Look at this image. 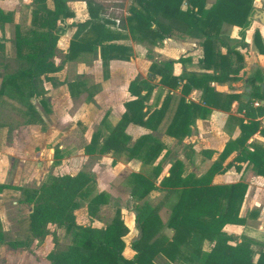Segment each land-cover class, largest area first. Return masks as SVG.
<instances>
[{
  "label": "trees",
  "instance_id": "obj_1",
  "mask_svg": "<svg viewBox=\"0 0 264 264\" xmlns=\"http://www.w3.org/2000/svg\"><path fill=\"white\" fill-rule=\"evenodd\" d=\"M53 8L46 7L47 0H32L31 29L22 33L15 26L14 47L18 60L24 67L15 74L4 78L0 93L7 86L11 91L22 93L20 85L28 87V96L41 98L44 104V91L38 90L41 77L52 80L48 75L59 70L51 59L54 55L59 33L65 29H74L65 55L66 61H74L83 54L99 58L103 76H108V63L111 60L129 61L131 49L123 43L132 38L138 42L151 44L161 42L170 34L189 35L201 41L203 58L199 62L204 69H212L217 75L201 76L173 75L174 61L160 64L152 63L147 78L137 77L128 85L130 99L124 103V112L115 126L107 123L106 117L100 128L91 135L90 142L84 150L87 155L111 154L112 165L124 157L136 159L144 166L150 167L146 174L131 173L126 180L131 197L141 200L152 191L164 192L163 200L168 204V217L165 223L158 215V207L143 203L136 207L135 222L140 237L130 243L133 251L131 258L123 254L124 237L128 228L121 219L119 209L111 222L103 228L80 226L75 223V211L80 202L85 203L86 213L90 218L97 216L99 207L108 204L105 193H95L93 178L83 172L75 175L51 177L37 189L17 187L21 193V204L32 206L28 215V230L33 238H43L48 234V225L64 227L66 231L75 230L73 242L63 250H53L47 256L49 264H156L155 258L163 257L168 263L187 262L189 264H264V252L257 254L253 261L250 242L233 244V239L223 228L226 225H243L245 218L239 211L245 196L246 184L235 183L215 185L212 179L216 174L226 172L234 167L239 170L241 163H247L257 176L264 178V149L248 145L247 141L256 133L264 134L259 129L258 117L264 114V107H253L251 99L238 107L244 119H238L240 134L224 145L217 159L201 177L184 174L180 160L172 162L168 176L163 177L158 185L155 181L161 174V160L157 161L164 150V145L150 134H145L131 142L125 133L129 124L154 131L160 125L172 100L171 91L178 90L182 95L191 88L202 90L201 102L204 106L186 103L178 98L172 117L165 133L177 140H182L190 132L195 118H205L208 108L229 111L235 96L218 94L209 87L208 82L220 76L236 75L241 68L242 57L236 50L245 43L244 32L254 7V0H215L206 8V0H133L134 5L128 9V16L120 30L110 27V22L99 16L100 7L86 2L88 19L67 25L66 19L72 18L66 0H50ZM12 22V14L0 10V26ZM225 25L239 28L238 44L230 45V37L222 34ZM125 32V34H124ZM254 44L260 54L264 53L259 33H254ZM221 49L225 53L221 54ZM234 59V62H233ZM180 58L176 62H182ZM169 89L159 108L147 106L153 83ZM86 81L77 80L69 84V90H84L91 100L93 90H88ZM93 89V88H92ZM264 100V92L259 93ZM31 116V106L27 107ZM251 147L252 150L249 149ZM234 153L225 165L222 163ZM205 158L211 159L213 152L203 151ZM157 161V162H156ZM10 188L0 185L2 190ZM173 231L168 238L164 229ZM212 247L205 251L203 243ZM0 244L7 248H23L29 241H7L0 231ZM54 246L57 245L53 242Z\"/></svg>",
  "mask_w": 264,
  "mask_h": 264
},
{
  "label": "crops",
  "instance_id": "obj_2",
  "mask_svg": "<svg viewBox=\"0 0 264 264\" xmlns=\"http://www.w3.org/2000/svg\"><path fill=\"white\" fill-rule=\"evenodd\" d=\"M214 1L215 0H206L205 7L206 8L210 7L214 3ZM21 3L22 2L20 0H0V10H2L5 13H9L10 15L13 14L12 15V22H13L14 13L11 11V9H18L22 5ZM32 4L33 3L31 0V6L28 7L30 9L29 19H28V26L30 27V29H33L30 25L31 10L34 9V6H32ZM49 4H50V7H49ZM46 7L48 9L53 8L52 2L50 0H47ZM86 15L87 17L83 21L88 19L87 10H86ZM73 17L66 19L65 23L67 25L72 24V23H79L76 21H72ZM126 17L127 16L125 15L124 19H121V20L124 21ZM114 19H111V21L116 23ZM115 20L118 21L117 19ZM83 21H80V22H83ZM12 22L4 23L3 26L7 24H11ZM254 23L257 24V27H255L253 30V34L251 36L252 39L250 37L249 43H245L246 41L245 42L243 41L245 45L243 47L236 48V50L242 57L241 68L239 69L238 74L229 75V76H220L216 80L212 79L208 82L209 87L212 88L214 92L218 94L236 97V99L232 101L229 111H222V110H218L215 108H208L210 113L205 118H195L194 123L191 124L190 126L189 134L185 136L182 140H177L175 138L168 136L165 133V129L172 117V113L175 108L177 99L181 97L185 100L186 103H194V104H198L202 106L204 105L202 104L200 100L202 96V90L197 89V88H191V90L186 95H182L178 90H175V91H171L172 100L169 103L168 110L166 114L164 115L162 122L160 123V125L157 127L156 130L150 131L140 126L133 125V124H129L127 126L125 133L131 138V142H134L137 138H139L142 135L150 134L153 138L157 139L160 143L164 145L163 153L161 157L157 160V161L161 160L162 170H161V174L159 175L158 179L155 181V185H158V183L163 177L168 176V170L172 162H174L175 160L181 161V163L184 166L185 175L190 174V173L194 174L196 177H201L202 175H204L209 169V167L212 165V163L217 159L218 154L222 151L226 142L229 140H234L239 136L240 131H239L237 120L244 119V116L242 114L243 112H238L237 110L238 107L241 106V103H243L244 101H249L251 99L253 107H258V106H254V103L256 102L260 103V105L264 107L263 106L264 100H260L259 98H257L259 93L264 92V53L263 54L259 53L256 45L254 44V40H253L254 33L257 31L259 33L261 44L264 50V25H261L257 20H253V24ZM18 24L19 23L15 24V26H18L19 28H21ZM251 26H254V25H251ZM224 27L227 29L231 28V30L236 29L237 30L236 35H238L239 30H240L239 28L232 27L229 25H226ZM225 28L222 29V34L230 37L231 42L229 44L230 45L238 44L240 41L239 36L237 37L233 35V33L230 34V32L229 33L224 32ZM71 30H73V32L70 33V36L68 37V44H69V40L72 34L74 33L73 28L60 31L57 45L60 41L61 35ZM0 38L5 39V34L1 28H0ZM200 43H201L200 40L195 39L189 35H182V36L169 35L167 36L161 42H157L155 45H152L154 46L153 50L156 49V46H159V48L161 46L162 50H159V51L163 55L159 59H157L156 57H153V59L151 58V60H147L150 62L148 63L146 76L141 77V78H147L148 68L152 63L160 64V63L168 62V61L175 62L173 64V75L175 76L192 75V74H195L196 76H201L204 74L208 76H212V77L216 76L217 72L214 73L212 69L210 70L204 69L203 67H201V64L199 63L201 59L203 58V51L200 46ZM2 48H3V44L0 43V50H2ZM220 51H221V54L225 53V49H221ZM66 53H67V50L64 54V62L65 63L74 62L75 60L74 61L65 60ZM15 56H16V53H15ZM86 56H88V54H83L79 56L77 59L84 58ZM180 58H182L183 61L176 62ZM95 60H99V58L97 57L95 58ZM114 62H121V61L111 60L108 63V77L106 78V80L109 78L110 64ZM124 62H128V61H124ZM233 62H234V59H233ZM55 66L59 68V70L55 73H58L59 71L62 70L61 68L62 65L60 66L55 65ZM101 70H102V75H103L102 67H101ZM53 74L48 75V77H50L52 80H45L44 77H41V83L38 84V90L44 91V95L42 96L45 102L44 104L41 102L40 100L41 98H37L35 96L29 97L28 87H26V91L24 92L25 106H24V110L20 114L22 123L24 126L28 127L32 125H41L43 124V119H42L43 114L48 115L51 113V102H50L49 97H47V91L44 87V82L52 83V81H54L52 77ZM11 75L12 74H10V76ZM7 76L0 75V88L2 86L3 79ZM79 79L86 81L87 83L86 87L88 90L89 89L93 90L92 89L93 86L95 87L99 86L98 89L99 91H101L100 83L91 82V80H89L88 78L84 76H81L73 80L72 82L68 83L67 84L68 90H69V84H73L74 82H77V80ZM134 79H132L131 81H133ZM103 80H104V76H103ZM131 81L127 82V85L125 88V92H127V95H128V98L126 99V101L130 99L127 89ZM153 85H154V88L151 92L149 101L147 102V106L150 107L151 110L155 108H159L163 102L165 95L169 92L168 88L160 86V84H158L156 81L153 83ZM81 91L82 92H78L76 91L75 88H73L72 90L70 89L69 90V93L71 96L70 98L72 100H77L80 96L84 95L85 96L84 101L89 105H93L95 103L94 101L95 96L99 91L97 93L93 92L91 100L88 99L87 92H85L84 90H81ZM1 96H5V94L0 93V97ZM30 101L36 102L35 104H37L40 107L41 111H39L36 108V106ZM124 103H123V109L120 115L114 118L113 120L110 118L108 113H105L102 116L98 127L95 129V131L90 133L88 142L82 148V153L86 155L85 156L86 163L83 165H77V167L80 168L79 172L88 174L93 178L94 186H95V193H101V192L105 193L108 196V204L111 200L118 202L119 206L116 207L115 210L119 209L120 214H121V219L123 220L124 224L128 228V234L129 232L132 233L133 230H136L137 236L133 237L129 242L125 241V238L127 237L128 234L123 239L124 242H126L125 243L126 246H125L123 254L126 258H131L133 255V251L129 248L130 243L134 240H137V238L139 237V230L137 229V226H136L137 223L135 222L136 207L142 205L145 202L152 206H159V208L161 207L158 210V215L161 221L165 223L167 220L168 214H169L168 205H167L168 203L163 200L165 194L162 191L156 190V191L150 192L145 198L141 200H137L131 197L130 188L126 184L127 178L129 177L131 173H143L141 172L142 170L144 171L149 170L150 167L142 165V163L136 159L126 160L124 157L117 159L115 164L112 165L113 158L111 157V154H106L111 158L110 165H90L91 159L89 157H103L106 155H102V156L87 155L84 150L85 146H87L90 142L91 135L100 128L101 121L104 117H106L107 123L111 126H115L118 123V121L121 118V115L124 112ZM28 105L33 108L31 109V113H32L31 116L27 109ZM256 121L259 123V129H264V114L261 117H258ZM184 144L188 145V147L191 149V152L189 153L183 152ZM247 144L251 146L252 145L260 146L264 149V134H260L259 132H256L247 141ZM249 149L252 150L251 147H249ZM56 151L57 149L55 150V153L57 154L58 151L57 152ZM187 151H189V149H187ZM198 151L200 152L199 158L194 160V157L192 158V155H198ZM203 151L213 152L212 158L211 159L205 158V156L202 155ZM233 156H234V153H232L222 163V165H225L227 162H229L233 158ZM187 165H190L191 169L190 171L185 172V168ZM234 165H244L245 167H247L248 170L243 171L244 169H242L240 173H237L234 167H232L224 173L216 174L212 179V183L215 185H228V184H235V183L246 184L247 188H246L245 196H244V199H243L240 211H239V216L242 218H245V223L241 226L240 225H226L223 228V231L227 235H230L232 239L235 236H238L239 238L238 241H241L242 239L243 240L247 239V240H251L252 242L256 241L257 240L256 238L260 237V234L262 233L263 241H259L258 244L261 245L263 243V248H264V178L254 174L251 170V166H247L248 165L247 163H241V164L234 163ZM73 166H76V165H73ZM79 172H76L73 174L71 173L67 175L72 176ZM242 172H247V173L246 174L244 173L245 175H242ZM251 172L253 174L251 175L250 179L246 181L245 178L248 177V175ZM143 174H146V173H143ZM61 175H66V174H61ZM56 176H59V175H56ZM51 177H55V176H50V177L47 176L41 181V183L36 188H28V189H37L42 183H44ZM238 177L242 179L239 180ZM231 178L235 180L232 182H229V179ZM0 185H5V186L10 187V188L2 190V192L0 193V231L3 233L4 239L7 241L9 240L29 241V245L23 248H7L5 245L0 244V264H40L42 262L44 264H49L48 260L46 259V256L51 251L54 250V244L52 240L54 238L53 232L54 230L59 231L63 227H58L56 225H48L47 226L48 234L45 237L33 238L30 235V232L28 230V215L32 211V206L28 204H21L19 202L21 199V193L18 190H16V188L21 187V186L19 185L18 180L17 181L16 179L9 180V178H7V180L0 179ZM258 185L260 186V189H262L263 191L262 197L255 194L256 187ZM21 188H24V187H21ZM155 196L158 197L157 199L161 200L160 203L158 202L159 200H154ZM256 199H259L260 201H262L263 210H262V213L256 211L257 214L255 213L256 215L253 214L255 216H252L251 212H253L254 210L253 206H256L258 203ZM132 204H134V206H132ZM106 205L100 206L99 211L102 207L106 208L107 207ZM26 206H28V209H26L27 215L24 218V220L20 219L15 212L14 214L13 212H11L12 210H15V208L17 207L25 208ZM126 213L130 214V216L125 215ZM98 214L96 217L90 218L86 213V216L88 217V220H89V224L80 225V226H91L93 228H103V227H95L96 225L93 224V222L97 219ZM114 214H115V211H113L109 215L110 216L109 219L112 220L114 217ZM97 221L98 220H96V222ZM127 221H130V223H128ZM167 233L169 235H167ZM172 233L173 231L171 229H168V228L164 229V234L168 238L172 236ZM7 234L11 235V239L7 238L8 236ZM54 234H55L54 236H56L58 233L55 232ZM204 243L208 244L209 249L212 247V244L208 242H204ZM204 249L205 251L209 250L206 248ZM260 252H264V249L263 251H260Z\"/></svg>",
  "mask_w": 264,
  "mask_h": 264
},
{
  "label": "rangeland",
  "instance_id": "obj_3",
  "mask_svg": "<svg viewBox=\"0 0 264 264\" xmlns=\"http://www.w3.org/2000/svg\"><path fill=\"white\" fill-rule=\"evenodd\" d=\"M20 1L22 5L18 9H11L14 13V21L11 24L2 25L0 27L5 34V39L0 38V43L3 44V48L0 50L1 76H10V74L15 73L25 66L24 63L15 56L13 42L15 32L14 26L19 23L18 25L21 27L20 30L22 33H27L31 30L28 26L30 12L28 7L31 6V0ZM86 2H91L94 6L100 7V18L112 23L110 27L114 30H120L123 23L121 19H124L125 15L128 16V9L134 5L133 0H66L70 11L74 15L72 21L80 22L87 17ZM32 6L34 5L32 4ZM253 7L254 9L261 8L260 4L255 0L253 2ZM111 19H114L116 23L111 21ZM249 25L250 27L248 26L244 32L245 37L243 41H246L245 43H249L253 30L257 27L256 23L253 24V20L250 21ZM236 31V29L231 30V28L224 29V32L233 33V35L238 37ZM72 32L73 30L61 35L60 41L51 59L54 65H62V70L52 75L54 79L52 83L44 82L47 97H49L51 102V113L48 115L43 114V124L26 127L22 123L20 114L25 106L24 92L26 91V86L20 85V90L22 92L20 94L11 91L9 86L1 92V94H5V96L0 97V179L2 180H7V178H9V180L16 179L21 187L36 188L47 176L50 177L79 172L80 168L77 167V165L86 163V155L82 153V148L88 142L90 133L95 131L98 127L102 116L108 113L112 120L118 117L123 109V103L128 98L127 92H125L127 82L136 78V76L145 77L148 63L150 62L147 60H151L153 57L159 59L163 55L159 51L162 50L161 46L160 48L156 46V49L153 50L154 46L152 45L155 44H151L147 41L140 43L132 38H128L124 40L123 43L131 49V60L128 62L121 61L111 63L109 78L107 80L104 78L103 80L101 62L95 60V57L92 55L77 59L71 63L64 62V54L66 50H68V37ZM170 35L182 36V34L179 35L176 33ZM81 76L88 78L91 82L101 84V91L98 89L99 86H93L94 93L99 91L95 96V103L93 105H89L84 101V95L80 96L77 100H72L70 98L71 96L67 84ZM30 102L41 111L40 107L35 104L36 102ZM56 149L58 151H56L57 154L55 153ZM187 149H189V151H187ZM183 152H191L188 145L184 144ZM199 153L198 151V155H192V158L194 157V160L198 159ZM89 158L91 159L90 165H110L111 161L108 155ZM239 167L240 169L236 170L237 173H240L242 169H244L243 171L248 170L244 165H239ZM190 169L191 166L187 165L185 172L190 171ZM148 171L149 170H142L141 172L147 173ZM244 173L246 174L247 172H242V175H245ZM252 174L251 172L245 180L248 181ZM242 178L238 177L239 180ZM234 180L235 179L231 178L229 182ZM262 193L263 191L258 185L255 194L262 197ZM157 198L158 197L155 196L154 200H159ZM160 201L161 200L158 202L160 203ZM256 201H258L259 205L257 203L256 206H253L254 210L251 212L252 216L257 214L256 211L262 213L263 210L262 201L259 199H256ZM106 206V208L102 207L100 209L96 219L98 221L96 222L95 220L93 222V224L96 225L95 227H104L108 225L111 221L109 215L115 211V208L118 207L119 204L117 201L111 200ZM132 206H134V204H132ZM157 207L158 210L161 208H159V206ZM26 209H28V206L25 208L17 207L15 210L10 211L13 212V214L15 212L20 219L24 220L27 215ZM125 215L130 216L128 213ZM75 219L76 224H89L88 217L86 216L85 203L82 201L80 202L78 210L75 212ZM127 222L130 223V221ZM57 231L58 230H54V238L52 237L53 242L57 243V245L54 246V250L66 249L73 241L75 230L66 231L63 227L61 230ZM55 232L58 233V236H54ZM7 235V238L11 239V235ZM167 235L169 234L167 233ZM135 236H137V232L133 230L132 233L129 232L125 241L129 242ZM238 239V236H235L232 243L241 244L244 241L250 242L253 261L256 259V255L264 249L263 243L261 245L258 244L259 241H263L262 233L260 237H257V240L253 242L247 239L238 241ZM204 248L209 249L207 243H203L202 249ZM155 263L189 264L187 262L168 263L161 256L155 258ZM40 264L44 263L42 262Z\"/></svg>",
  "mask_w": 264,
  "mask_h": 264
},
{
  "label": "water",
  "instance_id": "obj_4",
  "mask_svg": "<svg viewBox=\"0 0 264 264\" xmlns=\"http://www.w3.org/2000/svg\"><path fill=\"white\" fill-rule=\"evenodd\" d=\"M255 1L260 4L261 8L253 9L251 15L248 18V21L257 20L261 25H264V0H255Z\"/></svg>",
  "mask_w": 264,
  "mask_h": 264
},
{
  "label": "built area",
  "instance_id": "obj_5",
  "mask_svg": "<svg viewBox=\"0 0 264 264\" xmlns=\"http://www.w3.org/2000/svg\"><path fill=\"white\" fill-rule=\"evenodd\" d=\"M259 105H260V103H258V102L254 103V106H259ZM263 106H264V104H263Z\"/></svg>",
  "mask_w": 264,
  "mask_h": 264
}]
</instances>
